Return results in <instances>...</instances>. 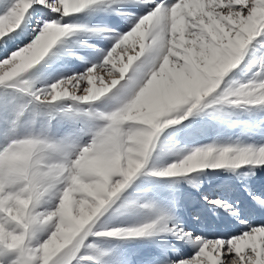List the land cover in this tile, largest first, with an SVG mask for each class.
Returning <instances> with one entry per match:
<instances>
[{"label":"clouds","instance_id":"obj_1","mask_svg":"<svg viewBox=\"0 0 264 264\" xmlns=\"http://www.w3.org/2000/svg\"><path fill=\"white\" fill-rule=\"evenodd\" d=\"M140 2L149 5V0ZM96 3L91 0L88 7ZM232 4L240 7L231 12L230 43L218 46L222 74H201L198 95H185L159 115L137 118L136 106L152 92L175 50L172 25L180 6L165 12L157 4L139 17L103 56L102 74L93 65L83 75L52 82L33 75L63 38L104 35L98 27L45 24L28 44L0 59V264H108L105 242L150 240L176 231L171 216L147 201L126 198L138 179L187 178L216 165L231 170L245 160H264V153L229 151L222 157V147L158 144L166 130L198 106L203 111L264 105V78L221 87L264 30V0ZM10 5L5 0V10ZM16 8L26 10L23 4ZM243 8H249L248 15ZM21 18L0 16V41L19 28ZM61 27L56 43L36 55L41 42ZM189 27L197 29V39L206 38L198 21ZM109 215L135 219L110 224L105 221ZM225 243L235 253L228 264H264V234L259 231L239 240L206 242L180 264H219Z\"/></svg>","mask_w":264,"mask_h":264},{"label":"rangeland","instance_id":"obj_2","mask_svg":"<svg viewBox=\"0 0 264 264\" xmlns=\"http://www.w3.org/2000/svg\"><path fill=\"white\" fill-rule=\"evenodd\" d=\"M62 2L65 4V15L75 14L61 19V26L67 25L77 29L98 27L88 19L87 15L93 6L84 9L90 5L91 0H62ZM223 2L224 0H182V7L177 11L172 25L175 33V50L171 53V59L163 65L161 77L152 92L136 106L137 118L142 115L145 117L150 114L159 115L166 105L181 103L185 95L191 96L194 92L198 95L196 90L201 74L209 77L222 74L224 66L218 63V46L221 42L230 43L232 34L220 20L207 12V8L216 4L222 6ZM3 11L4 9H0V14ZM78 11L81 12L76 13ZM185 13L193 19L203 15L211 21L210 23L198 21L199 31L204 33L206 38L197 39V29L189 27ZM57 19H60L59 15L47 9L40 13H32V19L22 33L23 38L27 40L31 36L32 30L37 26L36 21ZM227 22L233 24L234 21L227 18ZM103 29L106 31V28ZM52 33L59 35L57 30ZM83 44L85 42L81 37L69 34L54 46L41 65L34 70L33 75L52 82L55 79L85 73L90 68L89 62L83 61L73 50L74 45ZM7 47L8 44L0 41V53ZM111 47H108L105 53ZM247 49L241 64L224 78L222 88L229 84L259 82L264 78V34L257 37ZM181 64L183 67L180 66ZM200 107L202 105L194 109L181 124L166 130L158 144L175 143L176 147L184 149L212 146L250 148L253 151L264 146V105H234L217 107L216 110L208 108L203 111H200ZM236 171L247 174V178L238 179L232 170L221 168L203 169L190 174L189 177L198 187H192L187 182L189 177H141L126 193V198H138L141 202L151 203L162 213L171 216L176 225L184 231L189 230L195 235L215 236L217 230L223 229L229 217L206 205L204 196L226 201L232 199L233 205L243 206L247 210L254 206L249 192L256 195L264 194V166L244 165L242 169ZM252 172L254 174H251ZM245 187L248 189L247 192L244 190ZM211 213L215 214L211 216ZM194 216L193 219L198 218L206 223L204 228L198 229L192 221ZM134 219L114 215L105 217V221L110 224L131 223ZM181 220H186L188 226L182 224ZM103 246L109 250L108 264H170L173 260L187 259L194 254V249L190 245L166 234L150 240H113L105 242Z\"/></svg>","mask_w":264,"mask_h":264},{"label":"snow or ice","instance_id":"obj_3","mask_svg":"<svg viewBox=\"0 0 264 264\" xmlns=\"http://www.w3.org/2000/svg\"><path fill=\"white\" fill-rule=\"evenodd\" d=\"M25 5L26 10H21L17 12V5ZM30 4V6H28ZM157 4L161 5L162 9L167 12L170 10L173 6H180L182 7V0H149L148 7L142 6L140 0H97V3L91 6H99L103 5V10L113 13L114 15L122 16L129 22V29L135 24L137 19L143 15H145L147 12H150L153 7H155ZM239 5H234L230 2V0H224L223 6L220 4L213 5L210 8H207V12L212 15L215 19L220 20V22L224 25L226 29H229V24L227 22V18L231 16V12L236 11L239 9ZM251 5H249V8ZM89 8V7H87ZM84 8V9H87ZM249 8H243L242 14L248 15ZM0 9H4L3 13L0 14V16H6L9 13H11L13 16H20L22 17L19 22V28L12 33L10 36L6 37L2 42L8 44V47L6 50H4L2 53H0V59H4L7 57V55L15 51L16 49L23 47L24 45L28 44L34 37L37 36V33L40 32L41 28L45 24H59L60 20L64 17H67L71 14L65 15L64 8L61 7L60 0H43V2H38V0H11V5L5 10V0H0ZM44 9H47L49 12L58 14L60 19L57 20H46V21H36V28L32 30L31 36L25 40L22 36V33H24L25 28L28 26L29 21L32 19V13H40ZM83 9V10H84ZM95 10V8L93 9ZM82 11V10H81ZM81 11H78L76 13H80ZM185 16L188 18L189 23H197L199 20H203L205 23H210L207 19V17L201 15L197 17L196 19H193L188 13H185ZM70 28V27H69ZM57 32L59 33V36L63 35L64 29L61 27L60 29H57ZM262 34H264V30L260 31V34L258 37H260ZM59 36L51 33L48 35V37L43 40L39 46V48L36 50V55L41 54L43 51H45L49 46L56 43ZM119 34H117L116 39L119 38ZM15 47V50L13 48ZM107 53H104L106 55ZM182 63V62H178ZM96 71L103 72V69L100 66V63L95 64ZM84 74V73H83ZM81 74V75H83ZM80 76V75H78ZM254 105H261V104H254ZM223 151L221 152V156L223 157L226 155L229 151H238L241 154H247L248 156H253L255 153H264V146L260 147L257 151H253L250 148H244V149H234L231 147H222ZM244 165H253V166H264V160L259 159H250L243 161ZM216 168H220L221 165H216ZM242 169V166H238L236 168L231 169L238 179H246L247 174H244L242 172H237L236 170ZM191 172L192 169H189ZM251 171V170H250ZM251 174H254L252 172ZM187 182L192 187H198V185L194 184L192 179L189 177ZM246 192L248 189L245 187L244 189ZM250 196L251 201L258 206L260 209H264V198H261L259 195H256L255 193H248ZM206 205L211 206L214 209L219 210L220 212L226 214L228 217L232 218V221L234 223L232 224V230L233 234H229L227 236H216L214 238H208L207 236L202 235H195L192 232H186L179 226H176V231L172 237H174L178 241H182L188 245H190L194 249V254L187 259H181V260H173L170 262V264H180L181 261L187 262L191 260V258L196 254V252L199 250L200 246L202 244H205L206 242H215V241H222V242H228L232 241L233 239L239 240L243 237H248L250 233L253 232H261L264 234V224L261 225H253L246 214V210L243 206L236 207L231 203H228L224 199H209L207 196L203 197ZM215 214V213H213ZM230 221V223H232ZM251 240H256L255 236L250 237ZM209 258H211V253L208 254ZM235 256L234 252H229L227 249V244L225 243V247L222 249L219 264H228V262L233 259Z\"/></svg>","mask_w":264,"mask_h":264},{"label":"bare ground","instance_id":"obj_4","mask_svg":"<svg viewBox=\"0 0 264 264\" xmlns=\"http://www.w3.org/2000/svg\"><path fill=\"white\" fill-rule=\"evenodd\" d=\"M230 2L239 3V0H230ZM60 3L62 4L64 8L65 4H63L62 0H60ZM103 7H104L103 5L93 6L87 12V15H88V19L91 20L94 25H97L100 28H106L105 34L99 37H81L84 40L85 44L73 46V50L76 52V54L83 61L89 62L90 68L93 67V65L100 63V61L103 58V54L106 52L108 47H111L112 44L115 42L117 34L121 36L129 30L128 20H126L122 16L114 15L111 12L103 10ZM94 8L95 10H93ZM228 18L231 19V17H228ZM232 23L234 24L235 21ZM259 196L261 198H264V194H261ZM229 197L231 198V196ZM227 202L232 204L233 201L232 199L231 200L229 199L227 200ZM246 214L248 216L249 221L253 225L264 224V209H260L258 206L254 204L253 207H249L246 210ZM212 215L213 213H211V216ZM193 218H195V216L192 217V219ZM215 218H216V215H215ZM192 221L194 222V224L197 225L198 229L204 228L206 224L203 220H200L198 218L193 219ZM230 221H232L231 217H229L226 224L223 226V229L219 231L217 230L216 231L217 233L215 236L209 235L210 238H214L216 236H227L229 234H233L232 224L234 223V221H232V223H230ZM180 222L188 226L186 220H181ZM186 232H190V231L186 230ZM204 236H207V235H204ZM209 236L207 237L209 238Z\"/></svg>","mask_w":264,"mask_h":264}]
</instances>
